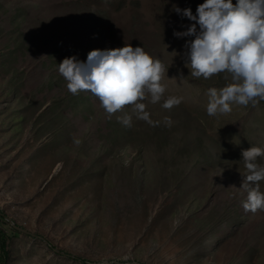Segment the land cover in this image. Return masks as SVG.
<instances>
[{
  "label": "rangeland",
  "instance_id": "1",
  "mask_svg": "<svg viewBox=\"0 0 264 264\" xmlns=\"http://www.w3.org/2000/svg\"><path fill=\"white\" fill-rule=\"evenodd\" d=\"M203 2L0 0V264H264V211L241 204V151L264 147V101L207 115V89L231 78H193L194 37L173 35L193 23L173 8ZM127 43L168 68L162 100L144 101L159 126H122L130 106L109 119L58 73L64 58ZM168 96L184 99L166 110Z\"/></svg>",
  "mask_w": 264,
  "mask_h": 264
},
{
  "label": "clouds",
  "instance_id": "2",
  "mask_svg": "<svg viewBox=\"0 0 264 264\" xmlns=\"http://www.w3.org/2000/svg\"><path fill=\"white\" fill-rule=\"evenodd\" d=\"M173 11L193 22L186 31L173 32L177 38L194 37L184 45V66L191 76L207 80L227 73L231 78V83L222 88L207 89V115L229 114L232 104L257 108L264 101V0H236L235 4L232 0H204L197 5L195 15L190 8L174 7ZM57 66L68 92L74 96L81 91L90 92L99 99L109 119L130 106L131 114L117 116L122 126L130 128L133 116L149 126L160 125V121L150 118L144 101L149 96L152 104L162 100L166 86L161 80L168 68L143 47L127 43L113 49H95L87 54L85 62L72 56ZM183 99L168 96L161 107L171 110ZM163 123L171 127L173 121L166 116ZM73 143L79 146L82 141L74 138ZM241 159L246 169L241 188L247 192L242 208L246 213L264 211V192L260 190L264 165L257 163L264 159V147L242 150ZM61 167L62 162H58L57 170Z\"/></svg>",
  "mask_w": 264,
  "mask_h": 264
},
{
  "label": "trees",
  "instance_id": "3",
  "mask_svg": "<svg viewBox=\"0 0 264 264\" xmlns=\"http://www.w3.org/2000/svg\"><path fill=\"white\" fill-rule=\"evenodd\" d=\"M0 214L3 215L2 213H0ZM8 240H9V237H8L6 231L0 229V246H1V253H2V256L4 258H6L8 256V250H7V248H8ZM49 245L51 247H54L50 243H49ZM76 259L82 260L83 258H81L79 256H76ZM82 261L86 262L84 259Z\"/></svg>",
  "mask_w": 264,
  "mask_h": 264
},
{
  "label": "water",
  "instance_id": "4",
  "mask_svg": "<svg viewBox=\"0 0 264 264\" xmlns=\"http://www.w3.org/2000/svg\"><path fill=\"white\" fill-rule=\"evenodd\" d=\"M10 220V219H9ZM11 221V220H10ZM12 222V224H14L15 225V223L13 222V221H11ZM16 226V225H15ZM17 228H19V229H22V228H20V227H18V226H16Z\"/></svg>",
  "mask_w": 264,
  "mask_h": 264
}]
</instances>
